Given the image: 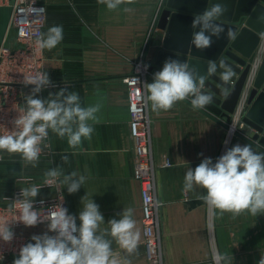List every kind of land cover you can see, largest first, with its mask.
<instances>
[{"label": "crops", "instance_id": "0c3cea01", "mask_svg": "<svg viewBox=\"0 0 264 264\" xmlns=\"http://www.w3.org/2000/svg\"><path fill=\"white\" fill-rule=\"evenodd\" d=\"M163 0H134L109 11L98 0H45L43 33L54 25L63 27V40L52 50L44 49L42 70L47 72L51 85L37 94L47 99L49 93L60 89L79 94L82 107L100 105L97 123L91 139H83L76 149L70 148L67 137L60 138L49 130L50 153L39 158L35 167L20 154L0 152V205L17 188H30L46 178L45 173L58 168L64 175L76 172L87 177L74 194L57 181L56 185L41 187L38 196L59 194L68 213L77 217L83 210L81 197L87 194L99 205L104 216L101 229L108 228L110 219H119L123 209L133 208V219L140 234L138 251L128 257L132 264H147L142 244L143 227L140 185L133 176V141L129 135L127 87L123 77L130 73L133 63L143 55L150 62L163 31L155 22ZM133 9L126 13L123 8ZM10 6H0V43L15 45V28L8 26ZM157 72L151 71V76ZM153 82L152 79L147 83ZM34 86L23 88L24 96ZM146 95H148L146 90ZM150 136L154 165L155 196L161 203L159 230L162 260L165 264H213L214 250L233 257V264H258L264 255V214L256 217L245 212L233 218L225 213L212 220L200 200L206 190L195 187L183 192L188 167L195 168L204 158L213 162L233 145L247 144L232 135L218 122L179 101L169 111L158 115L151 111ZM222 120V119H221ZM243 132L247 130L243 125ZM228 143L225 144L226 140ZM256 151L255 149H253ZM202 154V155H200ZM67 155L64 162L62 157ZM168 160L171 165L165 166ZM27 177L32 179L28 180ZM62 179V176L61 178ZM218 211V210H217ZM47 224L21 230L30 236L47 232ZM52 235V233H48ZM109 239H111L109 237ZM27 242V243H28ZM112 249L124 257L125 252L112 241ZM18 258L19 254H16ZM13 257L0 259V264H13Z\"/></svg>", "mask_w": 264, "mask_h": 264}, {"label": "clouds", "instance_id": "9594fccd", "mask_svg": "<svg viewBox=\"0 0 264 264\" xmlns=\"http://www.w3.org/2000/svg\"><path fill=\"white\" fill-rule=\"evenodd\" d=\"M98 3L106 5L109 11H115L123 4L134 3V0H98ZM123 11L130 13L133 9L125 7ZM226 11L223 4L215 3L194 17L192 27L198 30L193 33L191 43L195 48L201 51L208 49L213 43L212 37L219 38L225 29L216 21ZM227 35L235 38L231 29ZM63 38V27L54 25L46 33H41L35 43L39 50H52ZM219 67L223 69L220 78L227 83L233 71L223 61ZM217 70V62L209 61L207 73L215 74ZM22 83L34 87L30 94L24 96L25 107L12 121L13 129L0 135V152L18 153L35 167L43 150L42 145L49 147L44 144L49 138V130L62 139L67 137V143L73 149L80 146L83 139H91L94 128L89 122H98L96 113L100 110L99 104L82 107L79 94L68 92L67 88L55 94L49 93L47 99L37 98L38 93L51 85L47 72L25 76ZM203 84L204 77L195 73L187 62L168 58L162 69L154 73L153 82H146V100L150 101L151 111L157 115L188 99L195 109H203L213 100L211 95L202 92ZM62 160L67 162L68 156H63ZM45 176V186L59 181L67 186L69 194L76 193L87 179L76 172L64 175L58 168L50 169ZM195 187L206 190V195H201L199 199L208 207L209 228L213 227L214 218L225 213H231L233 218L245 212L254 217L264 214V152L254 151L249 144L237 143L227 148L215 162L210 157L202 159L195 168L188 167L184 176L183 192L187 194ZM40 189V186L33 185L20 190L19 197L14 201L19 207L16 221L25 227H35L46 221L48 231L33 235L32 242L20 248L13 264H132L128 257L137 253L140 239L133 208L123 209L119 219H110L107 222L109 227L101 229L100 226L105 223L104 216L99 205L88 199L86 194L81 197L83 210L79 212V225L77 217L62 206L50 210L48 216L42 219L41 214L34 210V199ZM9 225L8 221H0V241L5 243H11L15 236ZM49 232L54 235H49ZM113 240L125 252L124 257L113 251ZM212 260L213 264H233V257L218 250L213 251ZM258 264H264V255H261Z\"/></svg>", "mask_w": 264, "mask_h": 264}, {"label": "built area", "instance_id": "2783aa9c", "mask_svg": "<svg viewBox=\"0 0 264 264\" xmlns=\"http://www.w3.org/2000/svg\"><path fill=\"white\" fill-rule=\"evenodd\" d=\"M1 5L10 6L8 26L15 28V45L10 46L4 42L0 43V135H3L13 129L12 121L18 116L20 109L25 107L23 103V88L25 85L22 83L24 77L33 75L36 72H43L41 64L44 58V50H39L35 41L43 33L46 7L45 0H0ZM262 53H264V44H261L259 50L256 51L251 70L227 129L228 138L232 135L235 136V131H238V128L244 125L241 118L247 106V96ZM146 57L143 55L137 59L133 63L130 73L126 74L122 80L127 87L128 126L129 135L133 141V176L140 185L142 244L147 264H165L162 260L159 230L161 203L155 196L150 136L151 120L148 115L145 86L152 70L149 69ZM146 65L147 68H145ZM230 129L234 130L230 133ZM44 144L49 145L48 140L44 141ZM42 149L40 158L46 157L50 153V146L44 147L42 145ZM164 165L169 166L171 163L166 160ZM27 179L32 178L27 177ZM45 180L46 178L42 179L36 186L45 187ZM56 183L51 186L56 185ZM21 189H15L4 198L5 205H0V221L10 222L9 226L15 234L11 243L0 241V259L7 258L10 254H19L20 248L30 239V236L20 232L25 226L16 221L19 216V207L14 201L19 197ZM41 201H43V204H41ZM59 206L66 208L64 200L59 194L37 196L34 199V210L41 214L42 219L48 216L50 210L58 209ZM40 224H47V222Z\"/></svg>", "mask_w": 264, "mask_h": 264}, {"label": "water", "instance_id": "95a60500", "mask_svg": "<svg viewBox=\"0 0 264 264\" xmlns=\"http://www.w3.org/2000/svg\"><path fill=\"white\" fill-rule=\"evenodd\" d=\"M215 3H221L227 9L216 21L225 30L219 38L212 37L210 48L201 51L191 43L193 33L198 30L192 27V21L196 15ZM155 27L161 29L163 35L160 40L152 42L156 49L149 69L161 70L168 58L187 62L195 73L204 77L202 92L213 97L211 104L196 110L227 129L256 51L264 44V0H163ZM229 29L235 33L234 39L227 35ZM209 61L217 62L218 70L215 74L207 73ZM221 61L233 71L227 83L220 78L223 70L219 67ZM148 78L153 80L151 75ZM184 102L194 108L190 99ZM246 103L241 121L247 130L235 131L234 134L256 151L264 152V53ZM199 202L203 201L191 200L189 204L192 206ZM10 257L16 258L17 255L10 254Z\"/></svg>", "mask_w": 264, "mask_h": 264}, {"label": "rangeland", "instance_id": "374dc122", "mask_svg": "<svg viewBox=\"0 0 264 264\" xmlns=\"http://www.w3.org/2000/svg\"><path fill=\"white\" fill-rule=\"evenodd\" d=\"M229 123H230V122H229ZM229 123H228V124H229ZM227 129H228V128H227ZM227 129H226V130H227ZM238 131H239V132H243V127L238 128ZM236 137H237V136H236ZM24 228H26V227H23L22 229H24ZM22 229H21V230H22ZM21 230H20V232H21ZM21 233H23V232H21Z\"/></svg>", "mask_w": 264, "mask_h": 264}]
</instances>
